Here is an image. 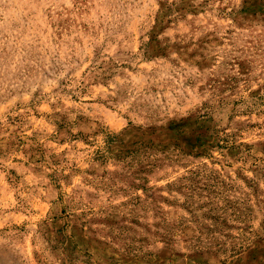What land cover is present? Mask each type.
<instances>
[{
	"label": "rangeland",
	"instance_id": "374dc122",
	"mask_svg": "<svg viewBox=\"0 0 264 264\" xmlns=\"http://www.w3.org/2000/svg\"><path fill=\"white\" fill-rule=\"evenodd\" d=\"M0 264H264V0H0Z\"/></svg>",
	"mask_w": 264,
	"mask_h": 264
}]
</instances>
